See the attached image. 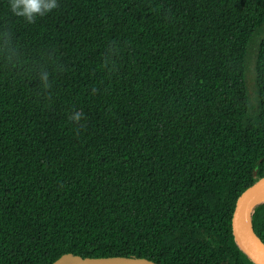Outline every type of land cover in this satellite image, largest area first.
Instances as JSON below:
<instances>
[{"label": "trees", "instance_id": "16d2710c", "mask_svg": "<svg viewBox=\"0 0 264 264\" xmlns=\"http://www.w3.org/2000/svg\"><path fill=\"white\" fill-rule=\"evenodd\" d=\"M57 3L27 24L0 0L21 51L0 58V264H256L232 217L264 178V0ZM251 224L264 243V202Z\"/></svg>", "mask_w": 264, "mask_h": 264}, {"label": "clouds", "instance_id": "9594fccd", "mask_svg": "<svg viewBox=\"0 0 264 264\" xmlns=\"http://www.w3.org/2000/svg\"><path fill=\"white\" fill-rule=\"evenodd\" d=\"M9 11L16 17L23 18L27 24H33L37 18L47 15L58 8L57 0H8ZM120 48L113 44L109 45L103 56V67L109 72L116 71V57L120 53ZM21 51L18 46L12 42V33L10 30H4L0 33V58L3 59L5 64L15 67L16 61L20 58ZM49 61H51V54H49ZM51 67L53 71L59 73L63 71V66L52 62ZM52 71L49 70V64H41L35 69L34 79L37 82L38 94L42 95L45 99L51 98V89L53 81L51 79ZM96 88L92 89L95 93ZM69 122L74 124L76 130L82 129L84 120L82 112L74 111L68 116Z\"/></svg>", "mask_w": 264, "mask_h": 264}, {"label": "water", "instance_id": "95a60500", "mask_svg": "<svg viewBox=\"0 0 264 264\" xmlns=\"http://www.w3.org/2000/svg\"><path fill=\"white\" fill-rule=\"evenodd\" d=\"M264 193V178L245 190L237 201L232 217V227L240 248L256 263L264 264V243L256 235L251 224L253 209L264 202L259 200ZM52 264H154L146 258L106 257L91 258L67 253Z\"/></svg>", "mask_w": 264, "mask_h": 264}, {"label": "bare ground", "instance_id": "6f19581e", "mask_svg": "<svg viewBox=\"0 0 264 264\" xmlns=\"http://www.w3.org/2000/svg\"><path fill=\"white\" fill-rule=\"evenodd\" d=\"M264 199V193L260 196V198L258 199L259 200H263Z\"/></svg>", "mask_w": 264, "mask_h": 264}]
</instances>
